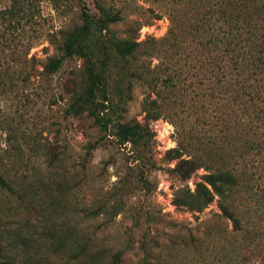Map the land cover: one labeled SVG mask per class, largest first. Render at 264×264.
<instances>
[{
	"label": "rangeland",
	"instance_id": "374dc122",
	"mask_svg": "<svg viewBox=\"0 0 264 264\" xmlns=\"http://www.w3.org/2000/svg\"><path fill=\"white\" fill-rule=\"evenodd\" d=\"M98 4L117 13L120 20L111 24L108 32L100 33L93 26L90 43L96 50L105 38L144 42L167 37L177 2L64 0L55 8L50 0H0V173L11 185L34 186L39 182L45 189L31 208L27 199L21 202L0 188V243L12 240L13 235L23 239L29 226L39 233L56 222L55 225L81 231L86 238L83 242L89 241L92 250L103 251L107 264L263 261L264 251L248 258L244 252V233L229 241L217 239L218 234L213 239L205 238L207 230L229 233L231 222L221 217L216 201L200 213L175 204L176 190L193 191L204 170L198 169L190 179L181 181L169 171L177 161H170L167 154L175 147L196 150L197 154L209 147L192 143L191 135L204 142L211 138L215 146L229 137L232 146L239 148L238 153L246 152L241 165H245L249 176H254L253 191L257 192L255 198L261 196V201L253 207L250 196L243 197L249 198L246 203L251 206L245 226L260 229L261 236L255 238V243L262 251L264 126L251 109L250 113H244L233 100V104L226 106L227 99L223 96L185 103L179 93L180 84L179 91L161 89L158 105L144 112V98L154 99L155 91L147 82L126 79L123 88L130 99L119 101L111 113V125L139 122L148 128L147 147L138 160L139 155L130 145H117L85 114L67 113L72 93L83 86L84 60L73 55L52 75L42 73V66L48 58L60 55L58 47L63 38L82 25L85 13L98 14ZM29 5L33 18L27 20ZM184 38L181 45L185 52L174 56H181L182 63L188 51L191 54L194 50V44L189 45L187 37ZM149 46L148 41L143 47ZM168 52L172 54L175 49L156 51L153 58L141 52L131 60L132 67L142 64L153 72L151 77L161 80L174 67L173 56L165 57ZM213 107L216 110L212 111ZM156 112L160 114L158 119H154ZM258 144L262 145L260 149ZM234 156L235 161L239 160L237 154ZM99 205L104 206L105 212L88 218L86 213ZM115 206L120 208L117 215ZM42 214L51 219L49 226L40 222ZM192 238L211 244L208 249L199 247L196 252L192 249Z\"/></svg>",
	"mask_w": 264,
	"mask_h": 264
},
{
	"label": "trees",
	"instance_id": "16d2710c",
	"mask_svg": "<svg viewBox=\"0 0 264 264\" xmlns=\"http://www.w3.org/2000/svg\"><path fill=\"white\" fill-rule=\"evenodd\" d=\"M174 1L175 4L177 2L174 6L176 14L167 37L160 40L150 38L144 42L105 38L104 44H99L96 50L90 43L93 26L100 33L108 32L109 26L120 20L117 13L98 4V14L91 16L85 13L82 25L63 38L58 47L60 55L48 58L42 66V73L52 75L71 56L83 59V86L72 93L67 113L75 116L85 114L100 132L113 137L117 145H130L131 150L139 155L136 160L140 159L142 151L147 147L148 128L139 122H118L111 125V113L119 101L130 99L123 88L126 79L134 78L144 84L147 82L155 91L154 99L149 96L144 98V112L158 105V99H162L161 89L166 88L180 90L185 103L197 101L195 99L204 101L207 96H223L224 100L227 99L226 106L237 102L244 113L251 109L264 126V0ZM50 2L53 7L58 8L64 0ZM32 10L29 5L28 14L25 15L27 20L33 18L30 13ZM184 36L189 45L194 44V50L191 54L188 51L182 63L181 56H174L178 52H185L186 48L181 45L185 41ZM148 41L151 46L144 49L143 46ZM169 48L175 49V52H168L165 57L173 56L174 67L163 79L151 77L150 73L153 72L142 64L132 67L131 60L136 59L141 52H145L146 57L153 58L156 51L166 52ZM157 67L156 65L155 69ZM208 107L209 104L206 111ZM213 110L216 108L213 107ZM159 116L156 112L154 119ZM189 138L192 143L198 142L209 147L202 150L201 154H197L199 152L196 150L191 152L179 147L170 149L167 152L169 160L177 162L169 171L181 181L190 179L198 169L204 170V174L194 184L193 191L187 188L176 190L175 204L189 212L200 213L216 201L221 217L231 222L232 229L229 233L225 230H207L205 238L213 239L218 234L217 239L229 241L244 233V252L248 258L261 254L264 249L261 251L255 243V238L261 236L260 229L245 226V216L251 206L246 203L249 198L243 197L250 196L249 201H253V207L261 201V196L255 198L257 192L253 191L254 176H249L245 165H241L245 162L246 152L238 153L239 148L232 146L229 137L222 145L217 146L211 138L208 139L209 142L192 135ZM261 146L258 144V149ZM235 154L239 160L235 161ZM239 161L240 166H237ZM0 188L16 196L21 202L27 199L31 208L34 207L36 197L45 193L39 182L34 186L22 184L17 187L8 183L1 173ZM104 212V206L99 205L96 210L88 211L86 216L95 218ZM119 212L120 208L116 207L114 215ZM39 219L47 226L51 222L48 215L42 214ZM52 223L54 225L49 229L41 230V235V231L38 233L33 226H29L28 235L23 239L13 235L12 240L0 243V264H107L103 259L105 253L92 250L93 246L89 241L83 242L86 238L81 231ZM191 242L192 249L196 252L202 247L208 249L211 244H203L201 240L193 238ZM257 264H264V260Z\"/></svg>",
	"mask_w": 264,
	"mask_h": 264
}]
</instances>
